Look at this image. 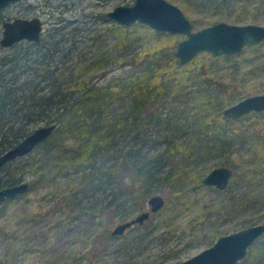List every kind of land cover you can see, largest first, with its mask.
<instances>
[{"label":"rangeland","instance_id":"374dc122","mask_svg":"<svg viewBox=\"0 0 264 264\" xmlns=\"http://www.w3.org/2000/svg\"><path fill=\"white\" fill-rule=\"evenodd\" d=\"M170 1L181 8L188 5L185 14L195 30L220 20L264 24V0ZM134 2L18 0L0 9V41L3 23L16 17L40 16L42 36L55 32L58 25H66L63 31L69 34L81 26L86 35L103 34L105 46L69 62L67 85L87 78L100 85L121 83L122 77L133 72L127 62L146 40L177 46L185 37L159 31L118 47L121 29H109L114 20L108 13ZM258 44L246 46L241 55L223 58L204 51L188 64L170 62L173 66L166 80L175 86L176 99L141 100L129 93L130 87L109 93L84 107L88 123L74 122L55 130L22 162L1 166L0 183L13 173L28 181L30 189L7 205L0 204V264H88L91 260L95 264H167L198 254L222 234L264 222V111L230 121L221 115L245 96L264 93V40ZM10 47L0 42V54ZM211 120L225 126V132L216 133L208 124ZM45 124L50 123L41 119L28 128L31 132ZM106 133V158L80 155L87 140ZM118 147L130 151V164L142 177L140 184L149 187L145 199L118 197L117 183L108 172L118 163L113 156ZM217 166L233 170L225 189L204 183ZM154 194L165 197L161 209L122 235L112 234L121 222L150 210L148 201ZM107 232L109 236L102 238ZM263 245L264 236L250 250L260 258L256 259L259 264H264Z\"/></svg>","mask_w":264,"mask_h":264},{"label":"trees","instance_id":"16d2710c","mask_svg":"<svg viewBox=\"0 0 264 264\" xmlns=\"http://www.w3.org/2000/svg\"><path fill=\"white\" fill-rule=\"evenodd\" d=\"M182 9L186 13L189 10L188 5H183ZM113 22L109 29H121L122 33V37L116 43L118 47L129 44L135 37L143 39L162 33L146 24L134 23L132 26H126ZM138 26L144 29H137ZM65 28L66 25H58L55 27V32H48L46 36H42L40 42L30 40L16 42L8 52L0 54V154L29 135L28 127L31 122L41 119L50 124L57 122L56 131L71 126L74 122L88 123L83 113L85 106L109 93H120L126 87H130L129 93L141 97V100L152 97L155 101L158 98L168 100L170 97L176 99L179 96L175 86L173 87L170 80H166L167 73L173 66L170 62H173L175 66L180 65L175 55L176 46L163 40L145 41L142 50L135 53L133 59L127 62L132 65L133 72L125 78L122 77L121 83L115 80L100 85L92 82L91 78H87L68 86L67 78L71 73L69 62L87 52L102 51L105 38H102L103 34L95 32L86 35L85 29L81 26H76L70 34L63 31ZM67 43L69 46H66ZM257 46L259 44L247 47ZM222 57L225 58L223 55ZM202 67L205 72L208 71L206 65L202 64ZM201 74L204 75V73ZM222 86L225 89L224 83ZM221 115L222 118L230 121V117ZM208 124L215 128L216 133L225 132L226 127L216 123L215 120L208 121ZM179 148L182 150L184 147L179 146ZM189 150L190 148L187 147V153ZM79 153L81 156L99 154L106 158L109 153L108 134L91 137L80 147ZM129 155L130 151H124L121 147L115 148L113 156L118 163L108 167V172L117 183L116 190L119 198L128 195L134 199H145L150 194V189L148 186H143V183L140 184L142 177L140 178L134 172ZM22 160L23 156L9 163L19 164ZM9 163L2 167L6 168L5 166ZM21 181H23L22 177H16L12 173L6 180H2L0 185L8 186ZM9 202L11 200L3 202V205ZM107 235L109 236V232L102 238ZM261 252L262 258L264 245ZM256 259L260 258L254 252L252 254L250 252L249 257L241 263L259 264ZM88 264H93V260Z\"/></svg>","mask_w":264,"mask_h":264},{"label":"water","instance_id":"95a60500","mask_svg":"<svg viewBox=\"0 0 264 264\" xmlns=\"http://www.w3.org/2000/svg\"><path fill=\"white\" fill-rule=\"evenodd\" d=\"M18 0H0V9ZM132 5H118L109 11V18L120 24L132 26L134 23L146 24L153 30L182 34L175 55L180 63L188 64L199 53L207 51L216 56L241 55L246 46L258 44L264 40V24L255 22L236 24L225 21L215 22L206 27L194 29L191 19L184 10L170 0H134ZM1 45L10 47L16 42L30 40L40 42L44 32L43 20L40 16L33 18L16 17L3 23ZM264 111V93H258L236 101L226 107L223 113L230 118L245 116L250 112ZM58 127L57 122L45 124L33 129L29 135L0 154V168L19 157H22L53 135ZM233 170L228 166H217L206 176L204 183L225 189L229 184ZM28 181L23 180L0 188V204L23 195L30 188ZM165 197L154 194L149 199L150 210H144L130 220L118 224L112 234L122 235L133 224H143L150 218L151 212L157 211L165 204ZM264 235V222L240 228L237 231L222 234L214 244L198 252L186 260L167 264H242L250 255V249ZM95 264V263H93ZM98 264V263H96Z\"/></svg>","mask_w":264,"mask_h":264}]
</instances>
